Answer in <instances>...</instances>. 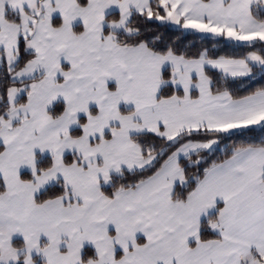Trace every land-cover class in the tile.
Returning <instances> with one entry per match:
<instances>
[{"label": "snow or ice", "instance_id": "obj_1", "mask_svg": "<svg viewBox=\"0 0 264 264\" xmlns=\"http://www.w3.org/2000/svg\"><path fill=\"white\" fill-rule=\"evenodd\" d=\"M0 264H264V0H0Z\"/></svg>", "mask_w": 264, "mask_h": 264}]
</instances>
